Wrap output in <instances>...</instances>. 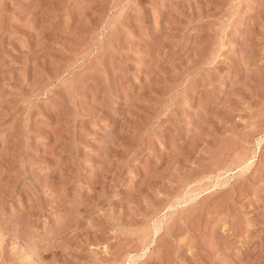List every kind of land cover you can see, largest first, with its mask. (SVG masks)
<instances>
[{"label": "rangeland", "instance_id": "obj_1", "mask_svg": "<svg viewBox=\"0 0 264 264\" xmlns=\"http://www.w3.org/2000/svg\"><path fill=\"white\" fill-rule=\"evenodd\" d=\"M0 264H264V0H0Z\"/></svg>", "mask_w": 264, "mask_h": 264}]
</instances>
